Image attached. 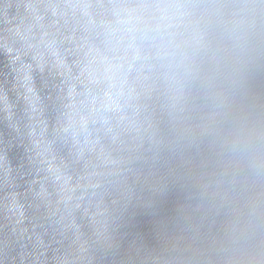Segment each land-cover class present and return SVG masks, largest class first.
Returning a JSON list of instances; mask_svg holds the SVG:
<instances>
[{
  "label": "clouds",
  "instance_id": "9594fccd",
  "mask_svg": "<svg viewBox=\"0 0 264 264\" xmlns=\"http://www.w3.org/2000/svg\"><path fill=\"white\" fill-rule=\"evenodd\" d=\"M0 17V110L36 174L18 190L0 155V264H264V0H0Z\"/></svg>",
  "mask_w": 264,
  "mask_h": 264
},
{
  "label": "water",
  "instance_id": "95a60500",
  "mask_svg": "<svg viewBox=\"0 0 264 264\" xmlns=\"http://www.w3.org/2000/svg\"><path fill=\"white\" fill-rule=\"evenodd\" d=\"M3 20L0 17V28H3ZM13 73L9 66L7 58L0 54V87L9 89V96L15 100V94L10 90L12 84ZM37 85L41 89V94L46 96L49 93V89L45 87V81L37 76ZM23 104L17 103V116H22ZM26 142L22 136L13 132L5 119V114L0 110V155H6L10 166L13 169V176L15 177L18 185V190L24 191L28 188L29 183L35 178L36 174L31 170V166L28 163V155L26 152ZM2 165V162H0ZM4 184V171L0 166V201H2L7 189ZM36 217H39V213H34ZM6 221L3 217V212L0 210V230L6 231L3 228Z\"/></svg>",
  "mask_w": 264,
  "mask_h": 264
}]
</instances>
